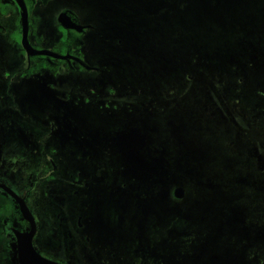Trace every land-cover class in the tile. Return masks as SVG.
<instances>
[{
	"label": "rangeland",
	"instance_id": "374dc122",
	"mask_svg": "<svg viewBox=\"0 0 264 264\" xmlns=\"http://www.w3.org/2000/svg\"><path fill=\"white\" fill-rule=\"evenodd\" d=\"M83 2L79 8L105 17L101 80L116 99L141 101L114 115L123 144L102 149L118 178L99 192L92 185L91 256L107 247L108 260L117 254L123 264H264V0ZM16 81L0 72V184L23 195L36 160L25 173L24 154L5 150L2 128L46 91ZM102 88L96 92L108 97ZM69 91L84 94L79 85ZM176 187L182 199L173 198ZM45 189L59 203L71 191L60 182Z\"/></svg>",
	"mask_w": 264,
	"mask_h": 264
},
{
	"label": "flooded vegetation",
	"instance_id": "af4514ba",
	"mask_svg": "<svg viewBox=\"0 0 264 264\" xmlns=\"http://www.w3.org/2000/svg\"><path fill=\"white\" fill-rule=\"evenodd\" d=\"M83 1L94 3V0H0V72L15 74L18 89L35 82L46 91L39 99H26L30 113H19L18 119H8L5 126L14 130L9 133L8 128H2V137L10 141L5 150H19L24 154L21 161L25 173L32 159L36 160V170L27 172L34 180L25 193L20 195L12 189L26 202L35 218L37 231L33 245L36 251L59 264H123L117 254L113 255V261L108 260L107 247L98 248L103 256H91L97 250L90 246L93 227L87 215L92 185L93 191L99 192L118 178L114 173L116 167H111L114 158L110 156L111 161L107 162L102 152L106 146L115 150L119 142L123 144L122 138H118L123 129L115 128L121 124L114 115L124 109L137 111L141 101L133 94L116 99L117 91L101 80L105 72L106 35L98 25L105 17L102 13H87L79 8ZM25 23L27 41L33 49L67 58L30 57L23 45ZM16 34L21 35V42L13 38ZM33 66L36 67L34 71ZM95 78L99 80L92 82ZM76 85L83 86L84 94L72 97L69 90ZM98 86L99 89L108 88L110 97L98 95ZM148 93L141 104H148L152 99V92ZM109 114H113V120L108 119ZM61 150L68 152L67 157ZM6 156L5 161L9 158ZM65 158L69 159L67 163L63 162ZM55 182L71 187V191L60 194L64 197L60 203L58 199H50L53 195L44 190V186ZM178 188L182 187L173 189L174 199H182L185 195L182 188L183 197H176ZM0 192H3L0 193L3 200H14L21 214L15 199L2 188ZM45 199L52 200V205L47 203L49 207H44ZM57 206L60 208H55ZM64 213L67 217L61 216ZM53 215L60 218L58 224L57 219L53 221ZM22 219L27 225L22 229L9 228L2 237L3 242L15 243L16 249L14 230L23 233L30 230L29 222L23 216Z\"/></svg>",
	"mask_w": 264,
	"mask_h": 264
},
{
	"label": "water",
	"instance_id": "95a60500",
	"mask_svg": "<svg viewBox=\"0 0 264 264\" xmlns=\"http://www.w3.org/2000/svg\"><path fill=\"white\" fill-rule=\"evenodd\" d=\"M23 45L27 51V54L31 56L35 55H49L55 58H67L57 55L55 53H50L46 51H37L33 49L28 41H27V24L25 23V32L23 35ZM0 188L4 189L8 194H10L15 201L19 204L21 214L23 218L29 222L30 230L27 233H23L17 230H14L16 239H17V254H18V263L19 264H59L52 260H49L43 256H41L35 249L33 245V237L37 231V224L33 214L31 213L29 207L26 202L20 198V196L15 193L11 188L4 184H0ZM184 190L182 188H178L175 190V196L178 198L183 197Z\"/></svg>",
	"mask_w": 264,
	"mask_h": 264
},
{
	"label": "trees",
	"instance_id": "16d2710c",
	"mask_svg": "<svg viewBox=\"0 0 264 264\" xmlns=\"http://www.w3.org/2000/svg\"><path fill=\"white\" fill-rule=\"evenodd\" d=\"M17 219H20L23 224L27 225L22 219L18 206L14 200L11 198L3 200V198L0 197V264H18L16 244L5 241V245L2 239V237L4 238L3 233L9 228L19 229L16 225L11 223V221H16ZM2 245H5V247Z\"/></svg>",
	"mask_w": 264,
	"mask_h": 264
}]
</instances>
